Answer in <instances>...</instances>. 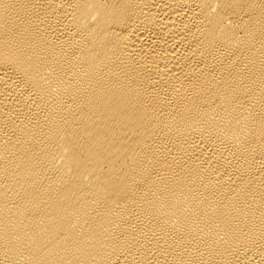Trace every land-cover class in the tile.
Returning <instances> with one entry per match:
<instances>
[{"label": "bare ground", "instance_id": "obj_1", "mask_svg": "<svg viewBox=\"0 0 264 264\" xmlns=\"http://www.w3.org/2000/svg\"><path fill=\"white\" fill-rule=\"evenodd\" d=\"M0 264H264V0H0Z\"/></svg>", "mask_w": 264, "mask_h": 264}]
</instances>
